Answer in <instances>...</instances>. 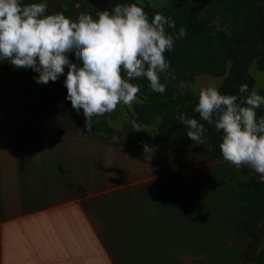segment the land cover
<instances>
[{
	"label": "crops",
	"instance_id": "crops-1",
	"mask_svg": "<svg viewBox=\"0 0 264 264\" xmlns=\"http://www.w3.org/2000/svg\"><path fill=\"white\" fill-rule=\"evenodd\" d=\"M116 2L47 0V13L95 19ZM36 75L0 62V264H250L244 217L220 195L204 137L187 136L181 153L152 140L147 162L134 121L105 113L94 121L114 136L83 132L64 80Z\"/></svg>",
	"mask_w": 264,
	"mask_h": 264
},
{
	"label": "clouds",
	"instance_id": "clouds-1",
	"mask_svg": "<svg viewBox=\"0 0 264 264\" xmlns=\"http://www.w3.org/2000/svg\"><path fill=\"white\" fill-rule=\"evenodd\" d=\"M47 8V0L28 4L0 0V62L31 69L38 74L33 77L37 84L57 81L65 75L66 67L65 99L78 114L83 110L88 131L94 117L113 112L121 103L137 101L140 87L131 81L146 79L152 91L163 94L166 83L161 82V75L165 81L175 79L164 54L173 49L176 39L186 36V29L181 26L177 33H169L166 28H175V22L159 12L149 20L142 0L130 4L117 0L110 10H99L95 19L90 13H81L73 20L63 12L47 13ZM260 87L264 84L257 83L249 91L248 85L242 84L239 92L248 95L237 96L221 94L209 84L200 88L193 108L199 120L183 113L176 119L197 144L205 133L200 121L214 124L222 131L219 148L224 160L237 168L249 167L264 183V117L256 114L264 105ZM153 152V147L143 145L147 162Z\"/></svg>",
	"mask_w": 264,
	"mask_h": 264
},
{
	"label": "trees",
	"instance_id": "trees-1",
	"mask_svg": "<svg viewBox=\"0 0 264 264\" xmlns=\"http://www.w3.org/2000/svg\"><path fill=\"white\" fill-rule=\"evenodd\" d=\"M179 1L180 0H178V2ZM176 6H172L166 12V15L173 14L174 19H172L176 22V27L168 32L177 33L179 28L183 26L186 29V35H193L192 28L197 22V16L192 10L186 11L184 8H177ZM146 8L149 20H151L150 16L151 14L153 15V9L147 6ZM185 12H187L186 16L183 17ZM176 14H178L179 17H177ZM186 22L190 23V26L185 27ZM178 40L179 39H176L175 41ZM177 46V42H174L173 49L170 52H166L167 55H165L166 59L170 62V72L174 73L175 79L169 77V79L165 81L163 74L161 75V82L166 83V91L163 94L152 91L146 79H137L148 85L149 92L146 94L137 93V95L142 97L143 103L138 105V117L136 121L145 123L148 122V120H154V116L161 111L169 114V112H171V107H169L168 104L172 101L189 103L196 99L197 96L192 90L179 92L172 88V81L182 80L190 82L195 76L212 73L211 65L209 64V50L207 44L204 43V45L201 46L200 49L201 52L203 51L204 56L197 61H187L180 58L176 53V51H178ZM226 46L228 52L227 59L232 60V66L228 77L221 85L219 91L221 94H235L238 96V89L240 85L243 84L245 67L254 50L252 34L245 29H241L239 26L233 25L231 27V33L226 37ZM260 69L264 70V67ZM220 74L223 75L224 71ZM60 80H64L63 75H61ZM186 107L183 114L188 117L196 118L198 113L191 111L188 106ZM117 115L118 113L116 110L110 113L113 119H116ZM206 124L209 126L207 122ZM213 125L210 126L216 130ZM93 129L103 131L109 136H114L117 133L115 127L109 125L105 120L94 121L91 131ZM187 131V127L182 125L178 120L166 117L163 118L159 124L157 131L151 134H143L139 130H135L134 133L142 146L148 144L152 140H159L162 141L167 150L173 153H181L186 146ZM83 132L90 131L85 129L83 125ZM216 132L217 134L213 135L212 139L206 137V133L203 136L211 149L214 180L231 214L233 216L244 217L245 231L250 238L248 250L246 252L247 259L253 264H264V240L262 241L259 234V227L264 222V184L259 181V177L256 175H251L249 179H243L242 182L235 178L232 169L221 155L219 148L221 143L220 134L219 131L216 130ZM238 169L242 170V172L243 170L245 172L249 171L248 167L244 165ZM199 263L204 264L202 260L194 262V264Z\"/></svg>",
	"mask_w": 264,
	"mask_h": 264
},
{
	"label": "rangeland",
	"instance_id": "rangeland-1",
	"mask_svg": "<svg viewBox=\"0 0 264 264\" xmlns=\"http://www.w3.org/2000/svg\"><path fill=\"white\" fill-rule=\"evenodd\" d=\"M142 3L153 9V15L159 12L171 19L174 15H166V12L174 5H177V8H184L186 11L192 10L197 16V22L193 25V28L191 27L193 35L190 36L187 34L178 41H175L178 45V51H176V53L184 60L197 61L204 56L203 51L201 52L200 49L201 46H203L204 43L207 44L209 50V64L211 65L212 73L195 76L190 82L182 80L172 81L171 86L175 90L179 92L192 90L197 97L189 103H184L182 101L170 102L168 104V106L171 107V112H169V114L161 111L154 116V120H148V122H145L146 124L136 121L138 117V105L143 103L142 97L137 95V101L133 102L131 105H124L121 103L117 106L116 111L119 113L120 120H132L136 125L142 128L139 130L141 133L151 134L157 131L163 118L169 117L177 120V115L184 113L187 108L186 106L193 111L194 106L198 102V92L200 88L206 87L209 84H214L220 90L221 85L225 82L231 71L232 60L227 59L226 37L231 33V27L233 25L239 26L241 29L250 32L254 44V50L245 67L243 84H247L249 91H251L253 87L257 85L256 78L258 83L264 82V72H262L264 70L260 69L264 67V0H180L179 2L178 0H142ZM186 13L187 12L183 14V17L186 16ZM153 15L151 14L150 17L152 18ZM176 16L179 17L178 14H176ZM189 24L190 23L186 22L185 27L190 26ZM166 30L170 32L173 29L168 30L166 28ZM164 55H167L166 52ZM253 62H255V66ZM223 71L224 74L221 75L220 73ZM259 94L264 95V88H259ZM246 95H248V93H240L238 89V96ZM256 114L258 118L264 117V105L256 110ZM196 119L199 120V114ZM200 122L204 124L206 137L212 139L213 135L217 134L216 130L210 125L207 126L205 121ZM219 134L221 140L222 131H219ZM226 163L230 166L233 175L238 181L242 182L243 179H249L251 175L258 176L249 167L248 172L244 170L242 172V170H239L229 162L226 161ZM263 240L264 238H262V241ZM248 262L253 264L249 260Z\"/></svg>",
	"mask_w": 264,
	"mask_h": 264
}]
</instances>
